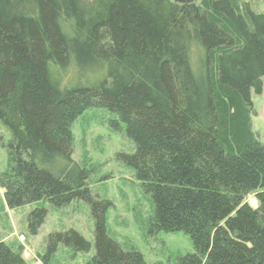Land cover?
Returning <instances> with one entry per match:
<instances>
[{
    "label": "trees",
    "instance_id": "1",
    "mask_svg": "<svg viewBox=\"0 0 264 264\" xmlns=\"http://www.w3.org/2000/svg\"><path fill=\"white\" fill-rule=\"evenodd\" d=\"M245 1L262 0H0V122L13 138L0 174L6 206L82 201L94 224L88 264H147L108 237L111 203L92 197L89 172L71 159V126L100 109L133 145L118 159L152 203L149 235L190 238L194 254L179 264H264V146L251 124L264 14ZM46 215L29 214L31 236ZM59 244L90 250L75 231L52 234L42 263ZM0 264L26 262L0 242Z\"/></svg>",
    "mask_w": 264,
    "mask_h": 264
},
{
    "label": "rangeland",
    "instance_id": "2",
    "mask_svg": "<svg viewBox=\"0 0 264 264\" xmlns=\"http://www.w3.org/2000/svg\"><path fill=\"white\" fill-rule=\"evenodd\" d=\"M196 2L200 5L201 0ZM245 3L252 12L264 14V0ZM189 49L193 71L197 76H203L199 47L191 42ZM251 102L252 130L264 146V84L259 95L251 93ZM112 118L100 109H89L83 113L71 126V159L89 172L87 184L92 197L111 203L106 213L109 238L123 251L133 250L141 254L147 264H179L182 258L194 254L193 244L182 232L149 235L148 220L153 206L142 192L133 170L118 159L119 154H132L133 145L124 135L122 137L108 128V121ZM12 140L10 130L0 122V174L10 169L9 145ZM3 194L0 189V242L18 251L26 264H44L41 258L46 256L49 235L69 231H75L90 244L89 252L74 254L59 244L46 264H88L95 256L94 224L87 204L72 201L56 208L47 202H39L10 210ZM253 197V194L248 195L246 201L256 207ZM37 208H44L47 215L37 235L31 236L27 219Z\"/></svg>",
    "mask_w": 264,
    "mask_h": 264
}]
</instances>
